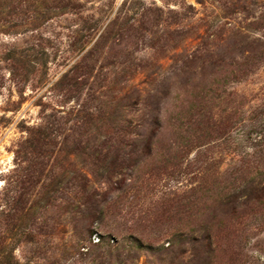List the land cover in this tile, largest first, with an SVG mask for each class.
Masks as SVG:
<instances>
[{"label":"rangeland","instance_id":"1","mask_svg":"<svg viewBox=\"0 0 264 264\" xmlns=\"http://www.w3.org/2000/svg\"><path fill=\"white\" fill-rule=\"evenodd\" d=\"M0 264H264V0H0Z\"/></svg>","mask_w":264,"mask_h":264},{"label":"trees","instance_id":"2","mask_svg":"<svg viewBox=\"0 0 264 264\" xmlns=\"http://www.w3.org/2000/svg\"><path fill=\"white\" fill-rule=\"evenodd\" d=\"M40 131H41V128L39 129V128H37V130H34L33 132H31L32 133V136H33V134H34V136H36V138H39L38 137V134L40 133ZM41 135L43 134V133H40ZM93 197L91 196V195H88L87 197H86V203H88V205H91V203L93 202ZM237 210H241L240 208H238V209H234L233 211H232V214H236L237 213Z\"/></svg>","mask_w":264,"mask_h":264}]
</instances>
